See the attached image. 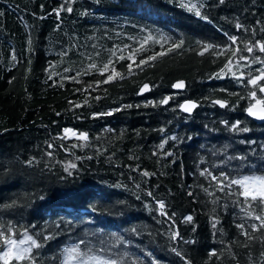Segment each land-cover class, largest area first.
<instances>
[{"label": "trees", "instance_id": "16d2710c", "mask_svg": "<svg viewBox=\"0 0 264 264\" xmlns=\"http://www.w3.org/2000/svg\"><path fill=\"white\" fill-rule=\"evenodd\" d=\"M188 2L0 0V222L54 234L39 250L38 264H60L63 247L81 239L143 264H184L173 248L192 264H264V246L258 240L249 249L239 246L245 237L236 227L259 221L241 212L245 205L233 204L236 195L220 192L200 174L264 172V123L244 111L249 101L238 100L247 89L231 75H214L230 55V36L239 37L241 49L264 39V0H191L203 5L207 20L181 7ZM62 4L73 11L57 16L53 9ZM149 36L134 62L127 59ZM207 45L213 48L201 55ZM162 50L164 56L136 67ZM241 54L264 58L258 49ZM109 60L122 77L97 83L107 78L100 70ZM179 78L186 80L184 91L172 88ZM144 84L149 90L141 93ZM165 97L173 99L160 104ZM186 97L199 101L192 115L178 107ZM217 97L229 107L213 103ZM225 120H239L250 131H231ZM66 128L88 139L65 138ZM237 156L247 160H229ZM69 163L77 167L66 172ZM160 200L167 216L158 209ZM251 211L264 215L259 207ZM173 213L174 226L168 220ZM188 215L195 232L183 222ZM252 231L264 236V228ZM119 237L127 243H116ZM213 249L223 253L219 259L209 258Z\"/></svg>", "mask_w": 264, "mask_h": 264}, {"label": "snow or ice", "instance_id": "6c2138e0", "mask_svg": "<svg viewBox=\"0 0 264 264\" xmlns=\"http://www.w3.org/2000/svg\"><path fill=\"white\" fill-rule=\"evenodd\" d=\"M219 3L223 4L224 0H219ZM181 7L186 8L189 12H194L198 17H202L205 20L208 19L206 16H202V4L198 6L196 3H191V0H189L188 3L181 4ZM61 10L67 11L69 13L73 11L71 6L62 4L59 9H53V12L56 13L57 16H59ZM2 15L3 13H0V16ZM236 28L242 29L244 28V26L240 23H237ZM245 31H248V29H245ZM261 31H264V29H261ZM148 39H151V37H145L144 41L140 45V48L130 53L127 59L134 62L136 53L143 50V45L147 43ZM229 40L231 41V44L227 46V49L225 51L230 53V55L227 56L224 67L214 75L216 78H221L224 75H231L234 79L237 80L238 83L244 85L247 89L246 95L238 97V100L249 101L248 106L244 109V111L249 116L264 121V58H262L260 55L241 54L242 52L253 54L256 49L259 50V53L264 54V39L249 40L247 42H244L243 49H241L237 45L239 37L230 36ZM181 45L182 42L179 44H173L172 47L168 49V52H172L175 49L180 48ZM209 48H213V46H205L200 54L203 55V52L208 51ZM225 51H221L216 54L224 55ZM165 54L166 53L162 50L160 52H156L153 55H149L146 59H141L136 67L139 68L141 65L149 64V62L155 61L158 57L164 56ZM13 59H15V57H13ZM119 59L123 60L125 59V57L121 55ZM257 63H259L261 67L256 68L254 71L245 73L244 71L240 70L242 68L251 69V66ZM111 65V60L103 65V68L100 70L101 74H103L104 72H108L109 74L105 80L98 81L97 83H108L116 79L117 77H122V74L116 71L114 67H111ZM132 66V63H129V72L132 71ZM95 67V64L89 65L90 69H94ZM80 74L81 73L78 72L77 76H79ZM70 79L75 80L76 77H70ZM184 86V81H177L172 85V87L175 89H182L184 88ZM147 90H149V85L144 84L140 89V92L142 93ZM222 91L227 90L223 89ZM232 95L237 94L233 93ZM171 99H173V97H165L161 101H159V103L167 104ZM213 103L218 104L221 107H229V104L226 100H215L213 101ZM75 106L79 107V105ZM197 106L198 104L196 101L186 100L178 107L185 113H191L192 110ZM127 107H131V105H128ZM118 110L119 109H117V111ZM111 114V112H108L102 113L101 115ZM221 123L231 131H250V129L247 127H240L241 121L239 120L231 124H229V122L226 120L221 121ZM63 131L65 138H67L68 136H75L85 141L88 139L87 133H77L70 128H66ZM172 139L176 138L172 137ZM48 147L52 148L53 145L49 144ZM159 147L162 149L164 147V144L162 143ZM261 147L264 148V145H262ZM47 155L52 156V152H48ZM168 155H171V153H168ZM231 159L246 161L247 157H229V160ZM28 163L31 164L32 161L30 160L28 161ZM76 167L77 165L75 163H69L68 166L65 167V171L67 172L69 168L75 169ZM200 174L202 176L210 177L211 181L215 182V187L220 192H224L227 189L228 195H236L238 199L233 201V204L237 207H240L241 204L245 205L246 207L240 208L241 212H243L246 217L259 221V226L256 224H251L246 227L245 223H237L236 227L240 230L241 235L245 237V241L242 244H239V241H234L233 243H238L239 246L249 249L251 248L252 244L258 240L260 244L264 246V236L258 237L256 236L255 231H252L257 230L258 227L264 228V215H254L251 211V209L255 207H259L260 209L264 210V172H251L250 174L237 173L235 175H232L228 172L220 171L218 175H213L212 172H210L208 169H204ZM143 175L149 176L150 173L145 171ZM204 191L208 192V189L205 188ZM148 195H151V193L149 192ZM189 195H191V193H189ZM239 198H242V200H240ZM15 203L16 202L14 201L12 205H5L4 207H12L15 205ZM156 203L158 205L159 211L163 215L167 216V213L165 212L164 201L160 200L156 201ZM224 207L227 208V205H224ZM93 211H95V209H93ZM173 216H175V213H173L172 216H169L168 220L171 221L172 225L174 226L175 221L172 218ZM213 220H215L214 217ZM183 222L193 224L192 230L193 232L196 231L192 215L184 217ZM211 226L213 229H216L217 223L213 222ZM34 227L35 226H32L33 229ZM132 231L135 232L136 229H132ZM53 238L54 234L52 232H47V234L43 232H34L29 227H17L10 221L7 224L0 222V264H38L39 250L44 247L47 241ZM177 238H180L179 231H172L171 239L176 240ZM121 242L127 243L123 240V237H119L116 243ZM101 243H103V241ZM185 243H195V241H185ZM228 247L230 249V245ZM172 251L176 252L178 256H181V258L184 260V264H192L191 260H188L185 256H183L182 253L178 252L176 248H173ZM222 254L223 253L221 252L219 255ZM149 255L151 254L149 253ZM208 255L209 258L217 257L219 259V255L215 249L211 250ZM230 255H233V257L235 256V254L231 252ZM260 257L264 259V251L260 252ZM125 261H130V264H143V261L140 260L139 257L134 258L127 252L118 254L112 252L111 250L105 251L103 247H93L89 241L83 239L67 244L65 247H63L60 254V264H125ZM40 264H42V262H40Z\"/></svg>", "mask_w": 264, "mask_h": 264}, {"label": "water", "instance_id": "95a60500", "mask_svg": "<svg viewBox=\"0 0 264 264\" xmlns=\"http://www.w3.org/2000/svg\"><path fill=\"white\" fill-rule=\"evenodd\" d=\"M177 81H184V83H185V86H184V88H182V89H175V88H173L174 90H176V91H184L185 89H186V80L185 79H183V78H179V79H176L173 83H172V85L174 84V83H176ZM186 100H192V101H196L197 102V104H198V106H199V101L197 100V99H195V98H192V97H186V98H184L182 101H181V103L180 104H182V103H184ZM215 100H226V99H224V98H219V97H217V98H214L212 101H215ZM227 102H228V104H229V101L228 100H226ZM218 105V104H217ZM198 106L195 108V109H193L192 110V112L191 113H185V112H183L181 109V111L183 112V113H185V114H187V115H192V114H194V112H195V110L198 108ZM218 106H220V105H218ZM221 107V106H220ZM251 117V116H250ZM252 119H254L257 123H260V124H262V123H264V121H261V120H258V119H255V118H253V117H251Z\"/></svg>", "mask_w": 264, "mask_h": 264}]
</instances>
